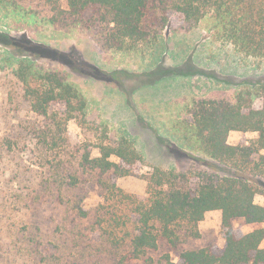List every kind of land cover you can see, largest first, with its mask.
Instances as JSON below:
<instances>
[{
    "label": "rangeland",
    "instance_id": "374dc122",
    "mask_svg": "<svg viewBox=\"0 0 264 264\" xmlns=\"http://www.w3.org/2000/svg\"><path fill=\"white\" fill-rule=\"evenodd\" d=\"M67 1L59 0L62 10ZM50 16L41 0H0V264H114L116 256L102 244L118 200L98 180L143 200L154 167L183 175V185L193 190L224 175L186 148L176 127L194 102L235 103L237 93L247 89L264 95V61L216 41L207 18L188 30L171 16L163 30L121 53L103 50L82 24L65 27L51 23ZM22 61L74 85L87 102L85 114L57 128L52 119H60L58 106L49 118L33 113L16 77ZM120 137L142 157L130 175L100 179L80 168L84 152L98 157L100 144ZM256 138L242 132L230 143L249 145ZM254 202L264 207V188ZM79 209L86 218L76 215ZM123 221L121 216L120 227ZM233 228L241 236L264 229V223L235 219ZM198 230V239L177 247L159 240L156 250L126 264H180L187 250L223 247L220 211L207 213ZM116 241L119 259L127 253L128 237L118 230Z\"/></svg>",
    "mask_w": 264,
    "mask_h": 264
},
{
    "label": "trees",
    "instance_id": "16d2710c",
    "mask_svg": "<svg viewBox=\"0 0 264 264\" xmlns=\"http://www.w3.org/2000/svg\"><path fill=\"white\" fill-rule=\"evenodd\" d=\"M41 1L49 9L51 23L65 27L82 24L103 50L132 52L151 33L163 30L171 16H178L188 30L209 19L216 41L245 57L264 61V0H68L66 10L61 9L59 0ZM31 65L20 62L16 77L33 113L49 118L58 106L60 119H52L57 128L85 114L87 102L74 85L58 73L33 70ZM256 100L261 102L257 107ZM188 110L189 117L176 127L179 140L209 159L212 167L221 168L224 175L206 179L193 190L185 188L183 175L154 167L143 200L124 193L112 182L98 180L97 184L118 200L111 218L114 225L103 235V250L116 256L114 264H126L156 250L159 240L177 247L186 239L200 238L198 224L206 213L220 211L223 247L187 250L181 253L180 264H264V229L238 236L233 228L235 219L246 224L264 223V207L254 202L264 188V95L247 89L237 93L235 103L200 100ZM230 132H252L257 138L249 145H231ZM41 135L46 138L48 132ZM98 149L95 158L84 152L79 166L100 179L128 176L142 163L126 137L102 143ZM60 184L66 185L63 181ZM79 211L76 215L86 218V213ZM121 216L124 221L120 227ZM118 230L128 237L127 253L119 259L120 254L114 251Z\"/></svg>",
    "mask_w": 264,
    "mask_h": 264
},
{
    "label": "crops",
    "instance_id": "0c3cea01",
    "mask_svg": "<svg viewBox=\"0 0 264 264\" xmlns=\"http://www.w3.org/2000/svg\"><path fill=\"white\" fill-rule=\"evenodd\" d=\"M239 134H242V132H230V134L228 135V143L231 144L230 140L235 139L236 137H238ZM231 145H233V144H231ZM205 216L207 217V213Z\"/></svg>",
    "mask_w": 264,
    "mask_h": 264
}]
</instances>
